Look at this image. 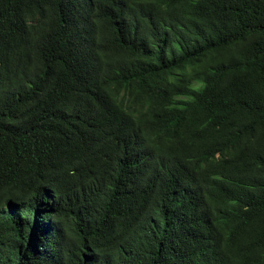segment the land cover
Masks as SVG:
<instances>
[{
    "label": "trees",
    "instance_id": "obj_1",
    "mask_svg": "<svg viewBox=\"0 0 264 264\" xmlns=\"http://www.w3.org/2000/svg\"><path fill=\"white\" fill-rule=\"evenodd\" d=\"M0 264H264V0H0Z\"/></svg>",
    "mask_w": 264,
    "mask_h": 264
}]
</instances>
